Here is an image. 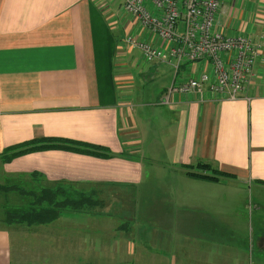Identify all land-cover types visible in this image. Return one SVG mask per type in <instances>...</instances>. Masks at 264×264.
<instances>
[{
    "label": "crops",
    "instance_id": "0c3cea01",
    "mask_svg": "<svg viewBox=\"0 0 264 264\" xmlns=\"http://www.w3.org/2000/svg\"><path fill=\"white\" fill-rule=\"evenodd\" d=\"M96 1L0 0V154L55 137L115 155L34 151L0 160V179L82 192L101 201L95 208L125 210L88 219L86 209L66 211L34 225L8 223L4 212L0 264H97V252L109 260L102 264L249 263L246 251L228 249L241 241L264 250V0H223L216 16L227 35L258 46L245 97L230 100L207 88L202 98L175 93L165 101L175 80L208 72L215 81L212 64L185 59L168 73L158 100L147 102L145 91L129 90L134 77L126 66L135 48L125 39L166 44L134 17L124 36L113 6ZM204 162L213 168L198 166ZM123 217L125 223L117 219Z\"/></svg>",
    "mask_w": 264,
    "mask_h": 264
},
{
    "label": "built area",
    "instance_id": "2783aa9c",
    "mask_svg": "<svg viewBox=\"0 0 264 264\" xmlns=\"http://www.w3.org/2000/svg\"><path fill=\"white\" fill-rule=\"evenodd\" d=\"M222 1L127 0L124 2V11L166 44V48H162L129 34L125 39L129 47L141 49L147 61L168 62L176 73L185 59L212 64L215 81H212L208 72L185 81L175 80L168 88L165 101L175 93H192L202 98L207 88L214 94L230 100L246 96L241 93L250 83L259 49L251 38L230 36L223 29L218 28L216 16ZM182 22L184 30L180 31Z\"/></svg>",
    "mask_w": 264,
    "mask_h": 264
},
{
    "label": "trees",
    "instance_id": "16d2710c",
    "mask_svg": "<svg viewBox=\"0 0 264 264\" xmlns=\"http://www.w3.org/2000/svg\"><path fill=\"white\" fill-rule=\"evenodd\" d=\"M49 149H62L69 151L82 152L102 158H110L115 154L114 152L103 145L77 142L64 138H43V139H33L23 143H17L6 148L0 154V160L3 162H10L15 157L24 155L34 151H43ZM200 167L205 169H212L213 166L209 163H199ZM213 171L218 172L217 169ZM36 176L37 174L34 173ZM32 175L33 177H35ZM203 178L217 179V176L210 177L206 175H199ZM220 176H228V174L220 171ZM15 179V178H13ZM16 179H24L18 177ZM42 184L27 185L22 188H16L13 184L8 187L11 189H17L15 191V196L20 197V206L14 208L13 210H7L5 221L8 223L19 222L26 223L27 225L34 224H46L55 221L66 211H81L85 209L93 208L94 205L97 206L101 203L100 200L95 199L91 196L85 194H74L68 192H61L52 190L51 188L41 187Z\"/></svg>",
    "mask_w": 264,
    "mask_h": 264
},
{
    "label": "rangeland",
    "instance_id": "374dc122",
    "mask_svg": "<svg viewBox=\"0 0 264 264\" xmlns=\"http://www.w3.org/2000/svg\"><path fill=\"white\" fill-rule=\"evenodd\" d=\"M99 6L103 7V9H109L111 6H113L114 11L116 12V17L115 19H121L123 22V26H124V33L123 35L125 36L126 32L132 33L129 30V19H131L132 16L129 15V13H126L124 11V6L125 3L127 2V0H97L96 1ZM94 8H98L96 5H94ZM102 9V8H101ZM154 9V7H153ZM104 11V10H103ZM99 12V11H97ZM100 13V12H99ZM120 13V14H118ZM101 14V13H100ZM109 15V14H108ZM105 17V15H102ZM127 17V19L125 20V18ZM104 19V18H103ZM131 23V22H130ZM184 29L182 27H180V31H183ZM112 35H114V33H117V31L115 30L114 32H111ZM120 33H118L119 35ZM117 35V36H118ZM157 63H160V61H154V62H149L147 61L144 56L143 53L141 51V49H137L135 48L134 50L129 51V62L128 65L126 66V70H129V73L133 74V83H134V87L129 88V90H131L132 92H135V90H140V91H145L141 92V99L144 100L145 102H147L148 100H155L157 101L159 98V90L162 88V85L165 81V78L167 77L168 73L170 72L171 75H174V71L175 69L173 67H171L169 64H167L166 62L163 63V65L161 66L160 69H158V65H156ZM166 65H169L170 68H168ZM131 98V97H129ZM155 98V99H154ZM152 102V101H150ZM154 102V101H153ZM0 178H2V176L0 175ZM25 183L27 185H37L36 182H30L29 183V179H22V180H18V179H13L10 177H5V179H3V182L0 179V225H3V217H4V212H6L7 210H10L12 207V210L14 208L19 207L21 200L20 197H16L14 190L17 189H10L8 186L10 184H13L14 187L16 188H22L25 186ZM8 185V186H7ZM69 193V192H68ZM77 194V193H74ZM81 193H78V195ZM85 194V193H82ZM87 195V194H85ZM91 196V195H88ZM92 197V196H91ZM130 199V197L128 198ZM129 201V200H128ZM110 210V211H109ZM117 210H122L124 211V208H113V209H108L109 212H105L106 209L104 208H90V209H86V219L91 218V217H98V218H107L110 217V214L113 212L118 213ZM129 211V208L127 209ZM81 211H75V213H79ZM82 214H84L85 212H81ZM134 212L131 213V216H134L133 214ZM119 215H113L112 217H118ZM6 217V214H5ZM121 223H125L126 222V218H117ZM232 241H230V246L228 251H246L248 254V259H249V263L247 264H264V250L258 251V248L256 247V250L253 251L252 248H246L243 244V242L240 241L239 245L238 243L236 244V247L233 246V243H231ZM95 259L97 264H102L103 262H107L109 261L104 255L100 254V253H96L95 254ZM106 264H110V263H106ZM126 264V263H124Z\"/></svg>",
    "mask_w": 264,
    "mask_h": 264
}]
</instances>
